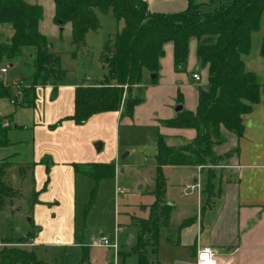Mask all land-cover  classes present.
Here are the masks:
<instances>
[{
  "label": "trees",
  "instance_id": "16d2710c",
  "mask_svg": "<svg viewBox=\"0 0 264 264\" xmlns=\"http://www.w3.org/2000/svg\"><path fill=\"white\" fill-rule=\"evenodd\" d=\"M185 9L176 12H152L146 0H53L56 22L71 23V44L80 48L86 33L96 30L100 23L95 8L112 9L123 27L104 47L102 61L106 69L105 81L95 84L80 83L75 87V110L70 118L83 124L94 114L119 111L131 117L136 105L142 100L132 94L133 88L144 81V73L158 74L164 46L173 44L175 70L182 71L189 55V45L196 40V57L208 68V83L199 88L198 106L195 111L182 109L176 116L163 121L164 125L176 128H194L195 137L187 145L169 146L162 135L157 142L155 201L147 218L133 217L138 227L137 240L132 249L139 254L140 264L146 263L144 249L155 246L160 226L169 223L171 206L161 203L160 197L166 188L163 166L217 165L219 159L228 155H216L215 144L226 140L223 129L241 136L244 130L242 116L252 110L264 93L254 72L245 69L244 56L252 47L253 35L262 28L264 0H226L213 10H205L194 0H187ZM43 8L25 0H0V24L8 23L14 29L10 40L0 39V67L22 64L26 50L36 67L27 96L23 91V104L34 106L35 86L52 82V98L57 95L61 83L59 71L51 70L58 63L51 52L47 37L39 25ZM1 34V33H0ZM76 52L72 53L76 57ZM260 54L264 59V32L261 37ZM27 65V64H26ZM58 66V65H57ZM157 77L152 79L156 83ZM10 83L0 75V98L11 96ZM30 92V93H29ZM126 93V97L124 94ZM26 96V99H25ZM18 102L19 95L13 96ZM8 123L7 125L5 123ZM12 120L0 114V148L14 144L9 137ZM52 128L54 126H51ZM8 160L0 161V207L12 202L16 196L12 179L8 175ZM78 172L99 181L113 178L115 162H90L75 165ZM212 167H208L209 181L206 187L210 201L213 196ZM144 209L146 206H142ZM186 221L181 224L185 225ZM34 235H27L26 244ZM0 264H50L38 259L34 249L6 245L0 252Z\"/></svg>",
  "mask_w": 264,
  "mask_h": 264
},
{
  "label": "crops",
  "instance_id": "0c3cea01",
  "mask_svg": "<svg viewBox=\"0 0 264 264\" xmlns=\"http://www.w3.org/2000/svg\"><path fill=\"white\" fill-rule=\"evenodd\" d=\"M25 1L29 4L42 6V0ZM146 1L149 10L152 12H176L185 9L188 4L187 0ZM39 27L41 28V24ZM259 32L263 35L264 26H262ZM192 41H190L189 45L187 64L190 63L192 51L194 52L196 61H198L196 57V40L195 43H192ZM164 50L165 54L160 59V69L158 74H156V83L160 79L173 81L181 79L178 71L174 67L173 44L167 43L164 46ZM251 52L250 50L245 55L248 57V59L244 58L245 69L254 72L259 82L264 84V59L260 54V47L258 53L249 57ZM10 66H13V64ZM204 69L205 81L203 84L201 83L203 86L208 83V68L204 67ZM194 72L198 71L192 72L193 80H195L193 78ZM198 73L202 79L201 73ZM147 76H150L149 72H147ZM152 79L154 78H151V81ZM15 80H18V78L12 80V82ZM51 86H39L37 88L38 91L34 95V100L39 91L42 100L34 101V106L28 107L23 104V94L19 96L18 102L14 100L13 96L17 95L19 88L15 84L13 86L14 93L8 97L11 104L15 106L10 107L5 114H2L0 111V114L11 118L12 124L16 122L17 126L12 127V129L28 130L29 128L27 127H31L33 135H31L30 141L26 145L29 144L30 151L32 150V160L29 163L15 161V153L11 154L12 156L14 155V158H12L9 153L5 155L3 151H0V161L8 160L12 163L8 167V175H11L10 178L13 183L18 180L16 183H26L28 188L33 190V196L37 199V203L32 208L35 209L40 224L45 221V216L55 218L65 213L69 219L73 217L77 176H88L82 172H78L75 166L76 164L90 162L107 163L112 162L113 159L112 157L102 156L105 148L108 145H112V143H107L104 140L105 138L103 142L101 141L102 147L100 150L96 148L95 144L94 148L87 146L83 155H78L75 154L76 149L74 143H79V141H76L74 138L61 139L52 137L48 134L50 133L49 131H53L52 134L55 136L56 134L59 135V133L66 132L67 129L75 131L76 128H80V124L75 123L70 118L75 110L76 86H72V91L67 101L63 100L62 97L64 89L67 86L63 84L59 85L55 98L51 97L53 93V86ZM189 86L191 85L184 86L187 89L188 98L183 99L184 104L182 103V105L185 110L195 111L198 106L199 86L194 90L190 89ZM153 87L152 96L158 95L160 87ZM16 104H19V107ZM39 105L42 110L41 113L38 111ZM145 105H136L131 117L123 115L122 110L94 114L84 125L96 121L104 131L108 129L114 133L118 121L120 122V120L126 119L131 124L133 117L140 118ZM30 109L33 111L30 116L31 120L29 119L28 121L27 117L24 118L22 114L24 111H29ZM177 113L176 109H174V112H169L162 118L166 120L176 116ZM35 115H37V121L35 120ZM58 121H61V123L57 128L54 130L51 129V126ZM146 121L149 120L145 118L140 119L141 123H146ZM242 122L244 130L241 136L223 130L226 140L214 146V151L218 155L227 154L228 157L222 159V165H215L211 168L213 169L211 183L214 193L210 201L208 200L209 195L206 191L209 181V172L206 167L198 165L163 166L166 184L168 183L169 186L175 183L171 175H174L176 168H185L183 170L191 169L193 171L192 178L195 176L199 178V175L203 174L202 170L206 169V184L204 189L200 190L201 186H199V188L188 193L184 191L185 186L188 184L183 186L182 189L185 195L192 194L193 192L197 193L194 199H187L181 204H178L173 198L168 196V188H165L160 200L161 203L171 206L169 223L160 226L157 244L155 246H147L144 249L147 260L145 264H196L197 252L204 247L212 248L213 255L219 264H264V93L261 94L260 100L252 106V110L243 114ZM57 129H60L59 133L56 132ZM162 133L165 132L162 131ZM165 134L181 137L183 142L176 144H169L165 140L169 146L177 147L189 144L195 137L196 131L194 128L166 126ZM14 146V144H11L8 147H3V149ZM118 149L119 144H117L116 138L114 155H117ZM22 150H25V148ZM77 155L78 157H76ZM195 182L199 183L198 179H194ZM144 206L147 208L144 209L141 207L140 210L150 212L149 205ZM148 216H137L134 214L128 223H132L137 227L133 217L147 218ZM185 221L186 224L181 226ZM74 222L71 223L73 231ZM117 226H120L122 229L119 221L116 223V228ZM138 231L137 227L136 236L133 234L130 235V238L134 239V243L131 245L128 242L131 246L129 250L120 251V242L119 244L117 242V248L114 249L113 247L93 245V242L100 237L93 240L90 245L83 246L80 263L126 264L127 257L131 253H135L138 256V264H140L139 254L132 249V246L136 243ZM38 239L39 236L36 239L33 237L26 245L31 247L28 249L35 250L38 259L50 263L49 261L56 257L51 255L52 252L49 249H39V244L42 245L43 243ZM164 242L166 243L164 244ZM56 243H59V239H56ZM53 245L49 246L53 247ZM164 246H166V251L169 252V255H162ZM148 252H151L153 256L157 255V258L151 260L148 258Z\"/></svg>",
  "mask_w": 264,
  "mask_h": 264
},
{
  "label": "rangeland",
  "instance_id": "374dc122",
  "mask_svg": "<svg viewBox=\"0 0 264 264\" xmlns=\"http://www.w3.org/2000/svg\"><path fill=\"white\" fill-rule=\"evenodd\" d=\"M194 1L201 4V7L205 10H213L221 2H225L226 0ZM42 8L43 18L40 21L41 28H39L46 35L48 45L51 46L50 50L58 59V66L55 65L51 70L61 72L58 74L57 80L67 86L62 96L63 100H68L67 98H69L72 91L71 88L74 85L104 82L106 69L102 61V52L104 51L105 45L123 27V22L116 20L111 8L108 11L95 8L100 26L96 30H89L86 33L84 44L76 49L71 44V23L67 22L60 25L56 22L53 1L42 0ZM262 26H264V20ZM0 33V39L2 41H8L14 33V29L11 24L3 23L0 24ZM261 37V32L254 33L252 52L249 57L259 52ZM192 40V43H195V40ZM74 51H77L76 57L72 56ZM21 58L23 61L22 64L15 63L13 66H10V63H3L1 66L6 68L5 73H2L0 68V75L5 81L10 83L9 85H11L12 80L18 78L10 86L12 90L11 96L14 93L13 86L15 83L19 86L17 95L24 94L23 91H25L27 96L31 94L30 92L28 94L27 91L32 88L30 85L33 82L36 67L32 63L33 58H31V55L26 50ZM244 58L248 59L247 56H244ZM204 70L201 62L196 61L194 52L192 51L190 63L186 64L185 68L178 72L181 79L175 81L160 79L157 83H153L151 81L152 74L147 76V72H145L143 83L135 87L132 91L134 96L142 100L140 104H146L140 118L133 117L131 124L126 119L120 120V122L118 121L114 133L108 129L104 131L96 121H92L86 125H84L85 123L80 124V128H76L75 131L67 129L66 132L59 133L60 129H57L56 132L59 135L56 134L55 136L52 134L53 131H49L50 133L48 134L52 137L61 139L74 138L76 141H79V143H74L76 149L75 154L78 155H83L87 146L94 148L96 144L97 148L98 142L101 143V141L106 140L107 143H112V145H108L105 148L102 156L113 158L112 161L116 164V174L113 178L101 179L99 181L89 176L78 175L73 217L69 219L65 213L55 218L45 216V221L42 224L38 222L36 211L32 208L37 203V199L33 196V190H30L26 183H16L18 181L16 180L13 183L16 196L12 202H7L0 207V252L6 245L12 247V244L20 248H31L23 243V239L27 235L33 234L35 239L39 236L38 240L43 243L42 245L39 244L41 247L39 249H49L52 252L51 255L56 257L49 261L51 264H83L80 263L83 246L90 245L93 240L102 236H106L113 241L116 238L117 221L122 226L121 231L117 233V242L118 244L120 242V251L129 250L131 246L128 242L131 245L134 243V239L130 238V235L133 234L136 236L137 233V227L132 223H128L129 219L134 214L137 216H148L149 212L142 211L140 208L143 205H151L156 199L154 193L156 189L155 153L157 151L159 135L161 134L169 144L183 142L179 136L175 137L165 134L166 125L163 124L165 118L162 117L169 112H174L176 106L179 103H183L184 98H188L187 89L184 88L185 85H191L189 87L193 90L197 89L198 86V89L204 87L202 85L205 81ZM193 71L200 72L202 79L199 81L193 80ZM177 81H179L178 84ZM49 84L52 85V82ZM39 86L43 87L45 85L41 83L36 85L35 93L38 91L37 88ZM153 86L160 87L158 95L152 96ZM35 93L33 94L35 95ZM124 96H127L126 93ZM37 100H42L40 91L37 92L34 101ZM18 105L16 104L17 107H19ZM40 105L38 106L39 108L37 107L38 111H40L39 113L42 111ZM13 106L15 105L11 104L8 97L0 98V111L2 114L7 113V110ZM32 111L31 109L29 111L26 110L22 115L24 118L27 117L29 121V119L31 120L30 116ZM141 118L149 121L141 123ZM35 120L37 121V115H35ZM60 123L61 121L55 122L52 125L54 127L51 129H56ZM13 124L16 125V122ZM27 128L29 129H11L9 131V137L14 141L15 146L4 149L0 148V151H3L5 155L7 153L10 155L15 153V158L14 155H11L15 161L29 163L32 160L33 153L32 150L30 151L29 144L26 145V143L30 141V137L33 134L31 127ZM162 131L165 133H162ZM116 138L119 149L117 155H114ZM23 148L25 150H22ZM71 153L73 154V152ZM216 155L218 154L216 153ZM222 164L223 160L219 159L217 165ZM214 166H206V169ZM183 169L185 168H176L174 175H171L175 182L172 186H169L168 183L166 184L168 196L173 198L178 204H181L187 199H194L197 193L193 192L195 194L190 193L185 195L182 189L183 186L194 183V179H198L201 186L200 190L204 189L206 184V169L202 170L203 174H200L199 178L197 176L194 178L191 177L193 174L191 169ZM117 186H124L126 192L117 194ZM73 221H75L73 223L74 231L72 230L71 224ZM56 239H59V243H56ZM49 245H53V247ZM167 254L169 255V252L166 251V246H164L162 255ZM147 255L151 260L157 258V255L153 256L151 252H148ZM126 264H138L137 254L131 253L127 257Z\"/></svg>",
  "mask_w": 264,
  "mask_h": 264
},
{
  "label": "built area",
  "instance_id": "2783aa9c",
  "mask_svg": "<svg viewBox=\"0 0 264 264\" xmlns=\"http://www.w3.org/2000/svg\"><path fill=\"white\" fill-rule=\"evenodd\" d=\"M1 72L5 73L6 72V68L5 67H1ZM193 78L197 81H199L201 79V76L198 72H194L193 73ZM16 84V83H15ZM199 183H193L190 185H186L184 188V191L186 193L191 192L193 190H195L196 188H199ZM126 189L124 186H117L116 188V193L117 194H121V193H125ZM121 230L120 226H117L116 228V235L117 233ZM93 245L96 246H104V247H113L114 249L117 248V239L115 238V240L111 241L108 237L102 236L99 239H97L96 241L93 242ZM197 260H196V264H219L218 261L216 260V258L213 255V250L211 247H204L202 249H200L197 252Z\"/></svg>",
  "mask_w": 264,
  "mask_h": 264
},
{
  "label": "water",
  "instance_id": "95a60500",
  "mask_svg": "<svg viewBox=\"0 0 264 264\" xmlns=\"http://www.w3.org/2000/svg\"><path fill=\"white\" fill-rule=\"evenodd\" d=\"M156 77V74H152L151 78H155ZM183 109V105L182 103H179L177 106H176V111L177 112H180L181 110ZM6 125L8 124L7 122L5 123ZM17 125H14V127H16ZM102 147V143L98 142L97 143V149L100 150Z\"/></svg>",
  "mask_w": 264,
  "mask_h": 264
}]
</instances>
